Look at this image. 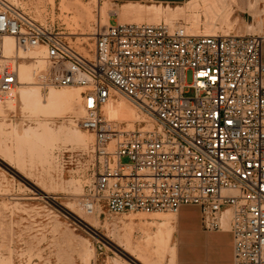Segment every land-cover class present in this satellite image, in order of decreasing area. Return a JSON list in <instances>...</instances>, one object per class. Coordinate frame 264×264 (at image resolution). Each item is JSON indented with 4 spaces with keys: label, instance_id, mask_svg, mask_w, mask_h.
Masks as SVG:
<instances>
[{
    "label": "built area",
    "instance_id": "1",
    "mask_svg": "<svg viewBox=\"0 0 264 264\" xmlns=\"http://www.w3.org/2000/svg\"><path fill=\"white\" fill-rule=\"evenodd\" d=\"M6 36L44 54L43 87L83 89L78 125L94 135L89 213L96 205L172 214L197 205L205 231H231L234 264H264V36L117 22L96 26L92 45L80 51L0 0L2 101L19 85ZM116 93L151 123L131 129L107 118L103 107Z\"/></svg>",
    "mask_w": 264,
    "mask_h": 264
},
{
    "label": "rangeland",
    "instance_id": "2",
    "mask_svg": "<svg viewBox=\"0 0 264 264\" xmlns=\"http://www.w3.org/2000/svg\"><path fill=\"white\" fill-rule=\"evenodd\" d=\"M6 1L60 32L78 50L84 48L81 51L92 45V38L88 37H92L96 26L107 24L103 14L113 13L103 0ZM223 1L221 6L228 8L230 3ZM193 8L191 16L183 10L161 11L155 22L172 27L182 24L198 32L201 24L214 26L215 22L221 25L226 21L222 11L216 8L218 14L210 18L212 24L207 17L203 22L199 5ZM111 22L116 23L115 16ZM33 50L37 51L17 47L18 56L14 57L18 72L22 65L36 70L33 84L20 79L14 98L0 99V264H174L170 245V222L174 214L111 213L97 205L93 213L85 209L88 189L95 178L94 135L78 125L83 115L82 97L76 101L74 110H68L39 105L35 100L25 102L18 92L19 88H34L40 94L39 99L44 100L51 91H78L81 95L83 89L43 87L39 73L44 72L47 61L43 54L39 55L45 65L41 70L39 58L27 57ZM192 81V73L187 71L185 82ZM193 93L192 88H186V96ZM113 98L128 109L109 117L105 110L109 101L103 107L107 118L131 129L151 123L122 95L116 93ZM160 235L164 239H159ZM137 258H143L144 263Z\"/></svg>",
    "mask_w": 264,
    "mask_h": 264
},
{
    "label": "crops",
    "instance_id": "3",
    "mask_svg": "<svg viewBox=\"0 0 264 264\" xmlns=\"http://www.w3.org/2000/svg\"><path fill=\"white\" fill-rule=\"evenodd\" d=\"M222 1L103 0V3L113 9L112 15L109 16L108 14L109 24H112V16H115L116 23H154L157 14L160 12L158 10L166 11L168 7L172 11L179 8L177 11L183 10L186 15L191 16L194 15L195 11L193 7L198 4L200 7L198 12L203 22L204 18L208 17V21L211 23L210 18L212 15L218 14L216 13L217 9L222 11V16L226 19L221 25L218 22H215L214 26L201 24L198 33L210 34L214 31L215 33L259 34L264 36V0H226L231 6L228 8L221 6L224 5ZM262 57L264 60V42ZM170 227V245L174 264H234L231 231H205L201 225V211L197 205H183L178 213L174 214Z\"/></svg>",
    "mask_w": 264,
    "mask_h": 264
},
{
    "label": "bare ground",
    "instance_id": "4",
    "mask_svg": "<svg viewBox=\"0 0 264 264\" xmlns=\"http://www.w3.org/2000/svg\"><path fill=\"white\" fill-rule=\"evenodd\" d=\"M213 2V1H212ZM214 3V2H213ZM214 5V4H213ZM212 5V6H213ZM90 6V5H89ZM161 6V5H160ZM168 7V6H167ZM190 7V6H189ZM91 8V7H90ZM161 8V7H160ZM159 8V9H160ZM172 9V8H171ZM177 9H179V8H177ZM176 9V10H177ZM184 9V8H183ZM105 9H103V11H104ZM158 10V9H157ZM168 10H170L169 9V7H168ZM91 11V10H90ZM106 11V10H105ZM158 11H162V9L161 10H158ZM172 11V10H171ZM170 11V12H171ZM88 12V11H87ZM93 12V11H92ZM115 12V11H114ZM153 12V11H152ZM166 12H168L167 10H166ZM170 12H168V13H170ZM210 12V11H209ZM104 13V12H103ZM154 13V12H153ZM158 13V12H157ZM89 14V13H88ZM108 14H109V12H107V13H104L103 15H104V20L107 22V24H108ZM156 15V14H155ZM206 16V15H205ZM90 17V16H89ZM95 17V16H94ZM215 17V16H214ZM216 18V17H215ZM96 19V18H95ZM207 19H208V17H207ZM206 19V20H207ZM89 20H91V19H89ZM212 21V20H211ZM212 24V23H211ZM198 33V32H197ZM87 34V33H86ZM88 34H90V32L88 33ZM93 33H91V35H92ZM209 34V33H208ZM89 38H92V37H88V39ZM4 44H5V55H6V57H10V58H14V57H17L18 56V54H17V47H16V45H15V40H14V38L13 37H11V36H6L5 38H4ZM81 50H84V48H82L81 47ZM80 50V51H81ZM28 51V50H27ZM26 51V52H27ZM25 53V52H24ZM41 54H43L42 52H38V51H35V50H33V52H32V54L30 55H26L27 57H30V58H39V61L41 62V65H40V68H41V70L44 68V63H43V60H42V58L43 57H39V55H41ZM44 55V54H43ZM25 56V57H26ZM20 57V56H19ZM22 57V56H21ZM46 68V67H45ZM41 70H40V72H41ZM37 72H36V70H34V69H30L28 66H25V65H22L21 66V68H20V70H19V72H18V74H19V84H20V79H21V81H23V82H27V83H29V84H33V81H32V76L33 75H35ZM39 74H42V73H39ZM37 78H38V76H37ZM19 86V85H18ZM76 89V88H75ZM74 89V90H75ZM18 92H19V95H20V97H21V99L23 100V101H25V102H28V101H33V100H35L39 105H48V106H50V107H56V108H61V107H65V108H67L68 110H74V107H75V104H76V101H78V99H80L81 98V95L79 94V92L78 91H74V92H66V93H60V92H56V91H51L48 95H47V98L46 99H42V100H40L39 98H40V94H39V92L36 90V89H34V88H28V89H26V88H19L18 89ZM15 101V100H14ZM110 101V102H109ZM109 104L107 105V107H106V114H107V116H109V117H113L114 115H116V113H119V112H126V110L128 109V106L126 105V104H123L122 102H120V101H118L117 99H114L113 97L111 98V99H109ZM79 102H80V100H79ZM107 102V103H108ZM106 103V104H107ZM105 104V105H106ZM104 105V106H105ZM60 115V114H59ZM115 117V116H114ZM37 135V134H36ZM44 136V137H43ZM43 136H40V138L41 137H43V139H47V137H46V134H43ZM85 139V138H84ZM32 140V139H31ZM2 154V153H1ZM4 159V158H3ZM66 207V206H65ZM91 220V219H90ZM89 222H91L92 223V221H89ZM95 222V221H94ZM95 224V223H94ZM96 225H97V222H96ZM167 231V230H166ZM164 232V231H163ZM168 234H170L169 233V231H168ZM171 235V234H170ZM156 236V235H155ZM161 237L159 238V239H161L162 238V235H160ZM167 236H169V235H167ZM171 237V236H170ZM162 239H164V238H162ZM168 239V238H167ZM152 240H154V239H152ZM122 241V240H121ZM169 241V240H168ZM167 241V242H168ZM128 242V241H127ZM130 242H131V240H130ZM163 242V241H162ZM120 244V243H119ZM122 244H125L124 242L122 243ZM128 244H129V242H128ZM124 246V245H123ZM128 246H131V245H128ZM127 246V248H129ZM162 246V245H161ZM159 247H160V245H159ZM167 247V246H166ZM139 248V247H138ZM137 248V249H138ZM148 248V247H147ZM142 249V248H141ZM162 249V248H161ZM126 250V249H125ZM140 250V249H139ZM143 250V249H142ZM141 251V250H140ZM148 251V250H147ZM160 251V250H159ZM158 251V252H159ZM162 251V250H161ZM144 252V251H143ZM146 252V251H145ZM139 254V253H138ZM138 254H136V255H138ZM133 256V255H132ZM145 257V259H146V256H144ZM137 259H139L142 263H144L143 261H142V259H140V258H137ZM146 261V260H145ZM149 261V260H148ZM145 264V263H144Z\"/></svg>",
    "mask_w": 264,
    "mask_h": 264
}]
</instances>
